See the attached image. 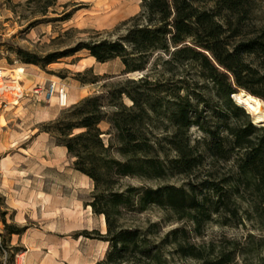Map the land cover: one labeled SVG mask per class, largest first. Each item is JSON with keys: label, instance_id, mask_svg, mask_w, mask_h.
Wrapping results in <instances>:
<instances>
[{"label": "trees", "instance_id": "16d2710c", "mask_svg": "<svg viewBox=\"0 0 264 264\" xmlns=\"http://www.w3.org/2000/svg\"><path fill=\"white\" fill-rule=\"evenodd\" d=\"M36 1L44 3L45 14L58 2ZM247 4L142 0L117 36L97 33L43 60L20 50L42 67L85 50L98 62L119 58L124 73H141L85 96L41 130L65 146L75 170L94 183L86 205L104 214L107 231L92 233L109 246L91 264H169L176 255L196 264H250L240 257L241 240L197 245L186 226L162 233L163 221L141 218L157 208L165 222H191L197 234L215 220L234 226L248 220L264 231V125L234 98L247 92L264 101V27L248 29ZM98 76L83 82L97 83ZM162 118L172 130L159 139L154 130ZM175 175L187 181L147 183ZM3 222L9 234L28 228Z\"/></svg>", "mask_w": 264, "mask_h": 264}, {"label": "rangeland", "instance_id": "374dc122", "mask_svg": "<svg viewBox=\"0 0 264 264\" xmlns=\"http://www.w3.org/2000/svg\"><path fill=\"white\" fill-rule=\"evenodd\" d=\"M141 2L58 0L45 14L43 2L0 0V66L12 71L23 67L22 85L29 92L17 105L0 100V242L4 246L0 251V264H81L102 258L104 250L101 240L95 238L96 234L92 231L99 230L105 234L107 228L102 215L86 210V203L92 198L94 183L92 180L87 182L89 180L86 181L81 172L75 171V158L62 150L50 133L41 131L47 123L58 118L64 109L84 97L73 104L74 99L69 97L70 106H60L56 98L36 103L30 93L35 84L24 86V82L27 81L28 69L33 68L51 80L65 83L70 95L73 85L83 87V81L99 75L97 83L87 84L85 88L88 89V95H93L106 93L120 81L129 77L137 78L141 73H124V65L119 58L98 62L85 50L42 67L40 64L28 63L20 50L34 53L43 60L49 53L75 47L80 41L95 37L97 33L117 36L125 30L123 26L117 27L140 12ZM247 6L250 10L248 29L264 27V0H248ZM67 16L69 18H65ZM124 101L128 105L132 103L128 98ZM3 125L5 130L2 129ZM156 125L154 132L159 139L172 130L171 127L166 128L168 121L163 118ZM35 126L38 129L32 132ZM101 127L108 130L110 124L103 122ZM42 132L44 135L40 136ZM192 133L194 136L200 134L195 128ZM19 163L27 166V174L34 180L33 186L42 187L46 192L42 194L45 200L40 209L28 212L23 222L17 219V212L8 206L4 194L5 189L12 187L11 181L14 182L17 175L9 168ZM186 181L184 176L175 175L166 180L147 183L180 186ZM124 183L139 185L141 181L124 179ZM149 216L153 221H163L162 233L179 226L191 229V240L197 245H220L226 240H241L245 249L241 259H247L250 264H264V231L254 227L248 220L238 226L222 225L215 220L206 224L201 234H197L191 222H165V213L161 209H153L141 218ZM4 219L10 224L28 228L23 234H9ZM250 233L255 237L248 238ZM20 236L25 237L27 244L17 242ZM169 264H196V261L181 259L176 255L171 257Z\"/></svg>", "mask_w": 264, "mask_h": 264}, {"label": "crops", "instance_id": "0c3cea01", "mask_svg": "<svg viewBox=\"0 0 264 264\" xmlns=\"http://www.w3.org/2000/svg\"><path fill=\"white\" fill-rule=\"evenodd\" d=\"M46 74V73H45ZM27 76V81L24 82V86L28 83L30 84H36V83H44L47 82L48 80H51L50 77L45 76L43 74H39L37 71H35L33 68L28 69V73H26ZM88 87L87 84H84V86H78V85H73L72 90L70 93V98L74 99L71 104L77 102V100L81 99L82 97H85L88 95V89H85ZM32 100H34L36 103L38 100L31 95ZM76 98V100H75ZM9 122V121H8ZM6 125L9 126L6 120ZM2 129L5 130V125L2 126ZM38 128L35 126L32 129V132L36 131ZM47 135V133H45ZM44 132L40 133V136H43ZM63 148L62 150H66L67 148L65 146H61ZM27 166L23 165V163H19L15 167H10L9 170H14L17 175H15L14 182L11 181L12 187H9L8 189H5V195L7 197V204L17 212V219L23 222L26 218V214L28 212H33L34 210H39L40 206L42 204V201L45 200L44 197H42V194H46L45 190L42 187H34L33 186V178L28 176V168ZM4 169V166H3ZM1 168V170H3ZM76 171V170H75ZM9 175V174H7ZM85 180H89L87 182H90V178L86 175H84ZM20 179H22V183L19 182ZM17 182V183H16ZM32 182V183H29ZM87 211L92 212V207L90 205H86ZM106 228V225H105ZM105 233V231H103ZM17 242L25 245L26 240L24 236H20L17 239ZM102 243V248H103V255L102 258L105 255V252L108 249L109 243L106 241L101 240ZM25 254H28V251L25 252ZM101 259V258H100ZM97 261V260H96ZM95 261V262H96ZM94 263V262H92ZM81 264H91V262H86V263H81Z\"/></svg>", "mask_w": 264, "mask_h": 264}, {"label": "built area", "instance_id": "2783aa9c", "mask_svg": "<svg viewBox=\"0 0 264 264\" xmlns=\"http://www.w3.org/2000/svg\"><path fill=\"white\" fill-rule=\"evenodd\" d=\"M0 66V100L6 104L17 105L29 92L22 85V76ZM31 95L38 101H51L56 97L60 106H70L67 85L61 81L50 80L49 83H36Z\"/></svg>", "mask_w": 264, "mask_h": 264}, {"label": "bare ground", "instance_id": "6f19581e", "mask_svg": "<svg viewBox=\"0 0 264 264\" xmlns=\"http://www.w3.org/2000/svg\"><path fill=\"white\" fill-rule=\"evenodd\" d=\"M22 71H24V68L20 67L16 69L14 73L16 72L19 75V73ZM234 97L237 103L243 106L249 113H251L254 116V123L256 125H264V101L262 99L247 92L236 93L234 94ZM102 216L105 226L106 225L105 216L104 214Z\"/></svg>", "mask_w": 264, "mask_h": 264}, {"label": "water", "instance_id": "95a60500", "mask_svg": "<svg viewBox=\"0 0 264 264\" xmlns=\"http://www.w3.org/2000/svg\"><path fill=\"white\" fill-rule=\"evenodd\" d=\"M235 98V97H234ZM251 114V113H250ZM251 116H252V118H253V120H254V116L251 114Z\"/></svg>", "mask_w": 264, "mask_h": 264}]
</instances>
